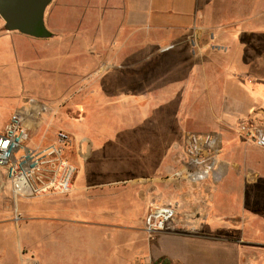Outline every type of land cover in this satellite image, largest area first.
Instances as JSON below:
<instances>
[{
	"label": "crops",
	"instance_id": "0c3cea01",
	"mask_svg": "<svg viewBox=\"0 0 264 264\" xmlns=\"http://www.w3.org/2000/svg\"><path fill=\"white\" fill-rule=\"evenodd\" d=\"M51 3L46 39L7 31L0 18V88L9 85L17 105L2 129L25 97L36 96L49 111L29 145L49 143L56 113L71 104L76 123L82 97L91 107L101 97L124 155L110 166L111 185L87 184L79 159H88L81 144L90 150V139L59 128L73 138L72 190L21 205L15 198V216L0 225L27 219L51 235L58 228L60 250L48 246L41 264H264V148L236 133L245 120L264 123V0ZM52 90L61 94L56 103L43 102ZM188 132L218 134L220 178L175 177ZM152 204H170L176 214L150 242L143 223Z\"/></svg>",
	"mask_w": 264,
	"mask_h": 264
},
{
	"label": "built area",
	"instance_id": "2783aa9c",
	"mask_svg": "<svg viewBox=\"0 0 264 264\" xmlns=\"http://www.w3.org/2000/svg\"><path fill=\"white\" fill-rule=\"evenodd\" d=\"M49 111L48 106L35 99L15 110L0 132V168L6 171L14 198H39L63 195L72 190L77 166L68 152L73 145L72 136L63 130L45 144L29 145V135L39 118ZM236 133L247 142L264 148V123L245 120L236 127ZM220 138L216 133L188 132L183 137L180 168L175 177L190 183H199L209 176L220 178ZM170 204H152L144 217L143 229L151 242L167 230L175 217ZM186 217L190 215L185 214ZM139 264V263H135ZM148 264H165L151 260Z\"/></svg>",
	"mask_w": 264,
	"mask_h": 264
},
{
	"label": "rangeland",
	"instance_id": "374dc122",
	"mask_svg": "<svg viewBox=\"0 0 264 264\" xmlns=\"http://www.w3.org/2000/svg\"><path fill=\"white\" fill-rule=\"evenodd\" d=\"M50 8H53V3L48 5L46 12ZM51 80V84H53L54 77L52 74ZM11 89L9 85L8 87L0 88V132L6 115L17 106L14 98L10 94L12 92ZM60 95L56 96V93L52 90L50 93L42 94L41 100L53 104L56 103ZM82 96L79 94L77 98L80 99ZM34 98L37 99L36 96H27L25 97V101ZM82 98H85L84 104L86 106L85 112L82 114L84 116H79L81 120H77L75 123V120L72 118L75 117V114L71 113L76 110L73 105L68 104L54 115L51 122V130L54 133L59 128L65 130V128L69 127V129H73L82 136L89 138L91 143L90 150L88 149L87 142L81 144L83 146L81 153L88 154V159L86 160L80 156L79 160L80 164H82L80 166L81 174L84 176L87 184L99 182L105 185H111L112 181H115L116 176H113L111 172L112 167L110 166L114 164L116 168V165L121 163L124 155L123 147L114 144L112 135H109L106 116L107 109L103 98L99 97L94 99L96 104L92 106L94 108L92 109L93 112L89 111L92 107L90 106V102L87 101V97ZM69 110L72 112L70 113ZM157 130L159 131V129ZM147 131L151 132L152 130ZM180 154L182 156V153ZM177 164H180V158H178ZM14 199L10 191L9 182L5 176V171L0 168V221H3L6 216H11L12 219L15 216V208H12ZM15 202L21 205L22 203L26 204L27 200L16 198ZM25 217L27 218V215ZM4 223H6V226L0 225V264H30L33 262V256L37 264H41V258H43L42 252L45 249L47 251L48 246L52 245L56 250H60L61 244L63 243L62 239L64 238L60 234L59 229L57 228L53 232V235H51V233L46 231L47 226L43 225V222L38 223L26 219L19 224H14L17 223L16 219H14L10 224H7L6 220ZM10 254H14V258H6ZM38 254H40V257H37ZM15 256L18 259H15ZM35 259L33 263L36 262Z\"/></svg>",
	"mask_w": 264,
	"mask_h": 264
},
{
	"label": "water",
	"instance_id": "95a60500",
	"mask_svg": "<svg viewBox=\"0 0 264 264\" xmlns=\"http://www.w3.org/2000/svg\"><path fill=\"white\" fill-rule=\"evenodd\" d=\"M53 0H0V18L7 31L36 38L52 36L44 23V13Z\"/></svg>",
	"mask_w": 264,
	"mask_h": 264
}]
</instances>
